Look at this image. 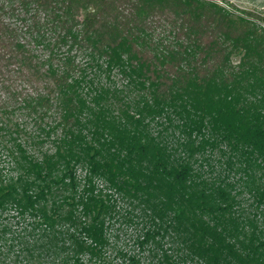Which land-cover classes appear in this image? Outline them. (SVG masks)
Returning a JSON list of instances; mask_svg holds the SVG:
<instances>
[{
	"label": "trees",
	"instance_id": "obj_1",
	"mask_svg": "<svg viewBox=\"0 0 264 264\" xmlns=\"http://www.w3.org/2000/svg\"><path fill=\"white\" fill-rule=\"evenodd\" d=\"M0 151L16 264H264V26L208 0H0Z\"/></svg>",
	"mask_w": 264,
	"mask_h": 264
},
{
	"label": "rangeland",
	"instance_id": "obj_2",
	"mask_svg": "<svg viewBox=\"0 0 264 264\" xmlns=\"http://www.w3.org/2000/svg\"><path fill=\"white\" fill-rule=\"evenodd\" d=\"M216 2L236 14H251L259 18L260 24L264 26V0H208V2ZM239 58H235L234 61L237 62ZM4 156L1 155L0 151V166L1 168H7V162ZM82 175V172H80ZM8 236V235H7ZM10 238V237H9ZM10 243L0 242V252H3L0 258L4 264H16L19 261L17 257L18 249L17 244L13 248H9ZM9 250V251H8ZM0 264H2L0 262Z\"/></svg>",
	"mask_w": 264,
	"mask_h": 264
}]
</instances>
